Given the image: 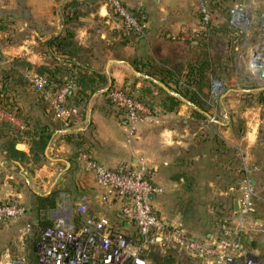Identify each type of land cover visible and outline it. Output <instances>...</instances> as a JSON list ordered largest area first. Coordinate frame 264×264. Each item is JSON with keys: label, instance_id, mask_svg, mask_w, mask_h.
Here are the masks:
<instances>
[{"label": "crops", "instance_id": "0c3cea01", "mask_svg": "<svg viewBox=\"0 0 264 264\" xmlns=\"http://www.w3.org/2000/svg\"><path fill=\"white\" fill-rule=\"evenodd\" d=\"M66 1L0 0V52H2L0 66L2 61L9 63L8 66H10V63L12 64L17 57L23 58L34 65L45 64L48 61V57L44 55L42 46L47 39L61 32L63 28L61 13ZM121 1L131 11L141 13L144 19H146L145 25L149 29L154 28L156 16L164 21L163 25H165V28L179 31L186 30L191 25L189 22L193 20L191 16L192 10L191 8L189 9L192 4L191 0ZM95 14H99L102 18H105L104 22L108 24L106 26L107 30L101 32L100 36L97 35V38H100L102 41L104 40L106 44L114 39L121 38L120 28L122 27L119 22L112 18L108 7L104 3L98 10L91 13V15ZM93 17L84 19L86 21L85 24L78 25L75 28L73 42L80 44L92 43V40L88 37V32L93 25ZM117 30L119 34H114ZM144 39V35L140 34L135 37V40L129 41L123 47L125 53L142 56L143 53L141 54L138 48ZM154 42V40H151L146 45V48L148 49L147 54L150 57L156 58L154 54L156 45ZM96 51L95 47L94 53L98 56V52ZM107 59L106 71L110 78H112L115 86H123L129 81L133 82L135 73L129 64V57L117 58L116 56H108ZM254 61L257 63L264 62V57L257 56V58H254ZM94 66L98 67L97 60H94ZM29 77L31 79L35 78L33 71L29 74ZM137 86L141 87L142 82L139 81ZM26 90L29 91L30 88H26ZM43 96L48 103L47 112L52 110L51 119L49 120L48 115L44 119L52 122L55 127L54 138L47 150L48 156L41 163L28 161L24 165H18L8 160L0 147V200L16 199L31 207L33 191L47 193L56 186H65L66 176L72 174L78 176V180L80 175H86L93 186L96 187L91 174L77 160V157L85 152L90 153L100 162H105L106 164H104L111 168L128 163V158L125 156L128 153L123 151L121 140L120 148L122 151L118 150V140L115 133V129L123 131V124H125L123 121L124 116L115 108L107 105L103 97L94 98L90 110L85 115H79L68 125L65 124L63 119L58 118L57 115L54 116L49 98L46 97L45 93ZM19 104L24 113L30 109L28 104L22 103L21 100ZM189 108V105L182 104L177 111L169 113L160 112V117H158L159 114L157 113L155 121L159 122L155 124L153 131L150 132L152 130V128H148L150 125H143L140 128L139 135L143 145L141 146L143 152L135 150L131 153L132 162L138 153L146 157L153 182L161 187L165 186L169 188L174 193L176 192V198L178 197L179 199L177 202L180 205L186 204L188 198L194 200L193 194L200 187L194 181H191L189 187L185 186L184 177L177 179L178 175L184 173L188 178L195 177L198 172L203 170V173L208 174V176H205V185L202 189L206 188L210 190L213 185V177L219 175L217 172L228 175L236 173L237 168H241L244 171L251 170L255 165L264 163L263 101L257 100V97L248 104L241 98L236 101L233 107L234 112L235 114L237 112L241 113L244 121V130L240 134L234 132L230 122L225 124L219 121V125L215 131L217 135L214 136L222 140L227 150L223 149L222 145L219 146L216 143L213 135H198V131L192 128L195 126V120L191 116ZM225 108L227 109L226 103ZM17 117V122L3 117L0 118V121L7 122L18 132L29 130L30 124L19 118L18 115ZM183 122L185 125L182 124ZM19 123H24V128H20ZM30 147L31 141L27 138L16 144L17 149L27 154H30ZM150 149H153V151H150ZM73 160L78 161V163ZM74 164H78V173L70 170ZM151 164H153V167ZM200 166L204 169L199 170ZM252 184L257 192V198L253 211L246 215V223L248 224L253 214H257V223L261 226L264 223V170L252 173ZM96 191H98L97 187ZM223 194L227 195L228 192H223ZM61 195L62 193L60 197ZM157 198L158 196L155 200ZM63 199L60 198V203ZM58 209L50 210L49 215ZM52 220L54 221L55 219L52 217ZM166 221L182 225L189 233L197 235L184 225V221L187 222L188 219L182 213H179L178 221ZM20 226L21 223L18 220L0 227V246L4 247L0 251V259L3 264H7L15 257L16 252L21 253L22 251H26V243H22L17 235ZM246 228L248 245L255 252L257 251V243L250 239V237L252 233L260 234V227L257 229ZM218 230L217 228L216 230L209 231L208 234H216ZM12 241L17 246L15 252L13 251L14 249L12 250L8 246ZM259 242L262 244L261 235Z\"/></svg>", "mask_w": 264, "mask_h": 264}, {"label": "built area", "instance_id": "2783aa9c", "mask_svg": "<svg viewBox=\"0 0 264 264\" xmlns=\"http://www.w3.org/2000/svg\"><path fill=\"white\" fill-rule=\"evenodd\" d=\"M107 5L122 19L128 30L143 31L146 25L140 23L121 0H107ZM202 12L204 29L209 30L212 15L205 4L202 5ZM232 17L240 26L245 24L247 18L245 11L239 8L232 11ZM202 34L201 31L194 33L195 38ZM34 84L36 90L44 92L49 98L57 117L69 124L68 119L77 112L67 107L75 84L68 83L53 92L45 89L44 76H35ZM221 91L222 86L215 81L212 93L218 96ZM109 97L123 111L129 141L139 127L156 119L157 115L149 105L132 97L121 86H114ZM2 117L18 121L16 112L5 111L0 105V118ZM210 120H215V115H211ZM24 126V123H19L20 128ZM77 159L93 177L98 189L97 199L93 203L85 195L78 203V210L84 219V224L79 228L74 225L69 211L57 217L52 226L44 229L36 245L38 264H156L146 254L154 246H175L190 256L206 259L209 264H264V256L253 252L246 238V215L253 211L257 198L252 173L264 170V163L245 170L246 176L238 199L246 212L234 211L223 220L216 234L199 236L192 235L182 225L168 223L158 213L154 200L164 188L151 179L148 160L144 155L138 153L133 162L123 163L115 168L108 167L87 152ZM26 211V205L16 199L0 200V227L20 220ZM112 213L125 227L113 223ZM130 226L137 230L136 241L126 230ZM30 231V224L20 227L18 236L22 243ZM259 233L264 245V223L261 224ZM7 264H27L23 251Z\"/></svg>", "mask_w": 264, "mask_h": 264}, {"label": "rangeland", "instance_id": "374dc122", "mask_svg": "<svg viewBox=\"0 0 264 264\" xmlns=\"http://www.w3.org/2000/svg\"><path fill=\"white\" fill-rule=\"evenodd\" d=\"M191 1L192 4L189 9L191 8L192 10L191 16L193 17V20L189 22L191 25L186 30H180L181 32L179 30L165 28V25H163L164 21L160 20L158 16H156L154 28L149 29L145 26L141 32L130 31L125 27L122 19L109 8L105 0L103 3L108 7L112 18L120 23V26L122 27L120 28L122 36H126L129 41H132L135 40V37L138 35H144L145 39L138 48L140 53H143L142 56L151 58L147 54L148 49L146 48V45L151 42V40L155 41L156 48L154 54L156 58L153 60L160 65L170 63V67L176 70L177 74H179L178 79L184 83V86H187L186 83H188L189 80L188 71L190 65L195 63L198 59H201L204 64L206 62L208 63L209 67L207 70L210 71L211 79L208 86L209 88H205L201 93V99L208 107L209 117L206 120H195L194 127L190 125L193 129L198 131V135H217L215 134V131L216 127L219 125V121H222L225 124L230 122L234 132L240 134L242 130H244V121L241 113L237 112L235 114L234 112L233 107L236 101L241 98L246 104H248L257 97V100L263 101L264 103V77L261 76V72L264 69V65H261L264 64V62L257 63L254 61V58H257V56L264 57V0ZM67 3H71L72 9L76 8L84 14L83 17H81V25L85 24L86 21L84 19L94 16L93 28H90L91 30L88 32V37L92 40V43H94V48L96 47L97 49V65L99 68H105L107 65L105 62L108 56H116L117 58H132L137 56L125 53L124 46L118 44L121 43V38L114 39L106 44L104 40L102 41L100 38L96 37L97 35L100 36L101 32L107 30L106 26L108 24L107 22H104L105 18H102L99 14L86 15V10L89 7L90 9L93 8L95 3H92L91 0H67L65 5ZM203 4L207 6V9L212 15V22L209 30L204 29L202 12ZM235 8L243 9L245 11L247 18L243 26L238 25L233 20L232 11ZM136 14L144 18L141 13ZM145 23L146 22H144V24ZM77 26L78 24L76 27ZM200 31L203 34L199 38H195L196 36L194 33ZM114 34H119L118 30ZM114 44H116L115 47L113 46ZM255 53L256 55H254ZM1 55L2 52H0V57ZM12 64L10 63V66H8L9 63L2 61L0 70L5 67H14V64ZM19 69L22 72L24 71L22 64ZM215 81L222 86V91L218 96L212 93ZM21 91L22 90L20 89V92ZM21 93L24 94V92ZM13 96H15V94H13ZM165 97L164 93L156 95V105L159 102L161 103ZM27 99L28 98L25 94L23 95L22 100L18 97V100H21L22 103H26ZM225 103L227 109L225 108ZM189 109L191 111V107ZM156 110L158 111L157 108ZM159 113L160 111H158V114ZM211 115H215V120H210ZM158 117H160V114ZM158 122L154 121L143 125H150L148 128H152V130H150L151 132L153 131L155 124ZM182 124L185 125L184 122ZM123 127V131L115 129L119 146L118 150L122 151L120 148L121 140V147L124 152L128 153V155L125 154V156L128 158L127 162L130 163L132 161L131 153L135 150L143 152L141 150V146L143 145L139 135L141 127H139L138 131L132 136L130 141L128 139L127 125L123 124ZM150 151H153V149H150ZM75 162L78 163V161ZM151 165L153 167V164ZM72 166L73 168L70 170H74V173H78V164ZM194 169L196 170V168ZM201 169L204 168H199V170ZM217 173L219 175L213 177V185L211 184L212 186L210 190H207L206 188L202 189L205 185V176H208V174L203 173V170L198 172L195 177H190L191 181L196 182V185L200 187L198 191H195V193L193 192L195 197L194 200L187 199V202L190 201V204H178L179 202L177 201H179V199L178 197L176 198V192L174 193V191H170L169 188L164 186V191L158 195V198L154 201V206L161 217L164 220L178 221L179 213H182L184 217L188 219L187 222L184 221V225L197 235H204L206 232L216 230L225 213V206L227 205L228 197H231L223 194V192H225L226 187L229 185L235 184L236 187L239 184L241 177L238 172L231 173V175L221 172ZM151 175L152 173L150 172V177ZM64 183L65 186H62V188L70 187L71 193L67 192L65 195V192H62L59 199H64L61 200V204L58 207L59 211H54L53 214L50 215V219H52V217L53 219H56L69 211L71 214L75 215L76 193L84 196L86 195V197L93 203L96 200V187L93 186L86 175H80L79 180L76 175H68L66 176ZM93 183L96 186V183ZM235 193L237 192L235 191ZM68 202L72 203V206L68 204ZM29 219V216H26L24 223L28 222ZM257 219L258 215L253 214L252 217H250L248 224L246 223V226L255 229L259 228L260 225L257 223ZM250 239L257 243V251L255 252L264 255V246L259 242L260 234L252 233ZM8 246L11 247L12 250L14 249V252L17 250V246L13 241L10 242ZM3 248V246H0V251ZM154 249H156L155 254L160 256L159 261L164 264H209L206 259H199L190 256L184 250L177 249L168 251L161 246H157ZM34 250L37 253L36 247H34ZM18 255L20 254L16 252V256ZM154 262L156 263L157 261L154 260Z\"/></svg>", "mask_w": 264, "mask_h": 264}, {"label": "trees", "instance_id": "16d2710c", "mask_svg": "<svg viewBox=\"0 0 264 264\" xmlns=\"http://www.w3.org/2000/svg\"><path fill=\"white\" fill-rule=\"evenodd\" d=\"M105 1L107 2V0ZM91 2L95 3V6L91 9L89 7L86 10V15L98 10L104 0H91ZM109 8L112 10L110 6ZM131 13L140 23L146 22V19L142 18L140 15L133 11H131ZM61 15L63 25L61 32L47 39L42 46L44 55L48 57V61L45 64L34 65L23 58L17 57L13 61L14 67H5L0 70V105L5 110L15 111L19 118L30 124L29 130L18 132L7 122L0 121L1 150L8 160L18 165H24L28 161H33L34 163H41L44 161L48 156L47 150L55 134L54 124L44 119L46 115L49 116V120L51 119L52 110L47 112L48 103L43 96L44 92L34 88V80L29 77L32 71L35 76H44L46 78L45 89L49 91H56L59 87L68 83L75 84L68 98L67 107L69 109H75L77 112L68 119V125L79 115H85L86 112L90 110V107H92V100L99 96L104 98L107 105L115 108L120 114H123V111L119 109L109 97V92L115 85L106 71V66L105 68L94 66V60L98 59V56L94 53V43L80 44L72 41L74 37V28L77 24L81 25V17H83L84 14L76 8L72 9L71 3H67ZM121 39V43H118L121 46L129 42L126 36H121ZM113 46L115 47L116 44ZM151 58L138 55L130 58L129 64L135 73V77L133 82H126L121 87L132 97L149 105L156 114L158 111L164 113L174 112L177 111L182 104H187L191 107V116L194 120H206L209 117V110L205 102L201 99V93L210 84L211 75L210 71L207 70L209 67L208 63L206 62L204 64L201 59H198L195 63L190 65L188 71L189 80L188 83H186L187 86H184V83L178 79L179 74L170 67V63L160 65L153 60V57ZM105 63H108V59ZM21 64L24 69L23 72L19 69ZM139 81L142 82L141 87L137 86ZM21 88L23 90L21 92H24L25 96L28 98L26 103L30 107L25 113L18 100V97L21 100L23 99L24 94L19 90ZM26 88H30V90L27 91ZM160 93H164L166 99L164 98L161 103L159 102L156 105L155 96ZM13 94H15V96H13ZM53 113L55 116L56 113ZM26 138L31 141L30 154L16 148V144ZM214 139L219 146L222 145L223 149L227 150L222 140L217 136H214ZM236 172L241 176L240 181L236 187L235 184L226 187L225 192H228L227 195L231 196V199L228 197V202L225 206L226 210L218 224V229L223 220L233 214L235 200L239 198L242 181L246 176L245 171L241 168H237ZM180 177H184L186 182L185 186L189 187L191 185L190 177L188 178L182 173L176 178L179 179ZM235 191L237 193H235ZM62 192L71 193V188L56 186L47 193L33 191L31 207L25 204L27 211L20 219V223L21 225H31V231L24 239L26 251H24L23 254L27 264H38V253L35 252L34 247H36L35 245H37L41 238L44 229L54 224V221L50 219L49 212L60 206L59 197ZM83 196L82 194L76 193V213L75 215L72 214V220L76 228L84 224L83 215L78 210V203ZM68 203L72 206V203ZM186 204H190V201ZM91 214L95 215L93 211H91ZM26 216H29L30 219L28 222L24 223ZM111 220L114 224L125 227V224L117 221L114 213L111 214ZM126 230L134 241L138 239L135 227L130 226ZM208 233L209 232H206L202 236L211 234ZM156 247L157 246L150 247L146 251V254L153 260H156L157 264H164L159 261L160 256L155 254L156 249L154 248ZM163 248H166L168 251L180 250L175 246ZM197 258L203 259L201 257ZM0 264H3L1 259Z\"/></svg>", "mask_w": 264, "mask_h": 264}, {"label": "water", "instance_id": "95a60500", "mask_svg": "<svg viewBox=\"0 0 264 264\" xmlns=\"http://www.w3.org/2000/svg\"><path fill=\"white\" fill-rule=\"evenodd\" d=\"M261 76L264 77V69L261 72ZM151 198L153 199L154 196L152 195ZM234 206H235V210H234L235 213L246 212L244 209H242V206H241V203H240L239 199L235 200Z\"/></svg>", "mask_w": 264, "mask_h": 264}, {"label": "bare ground", "instance_id": "6f19581e", "mask_svg": "<svg viewBox=\"0 0 264 264\" xmlns=\"http://www.w3.org/2000/svg\"><path fill=\"white\" fill-rule=\"evenodd\" d=\"M262 46V45H261Z\"/></svg>", "mask_w": 264, "mask_h": 264}]
</instances>
